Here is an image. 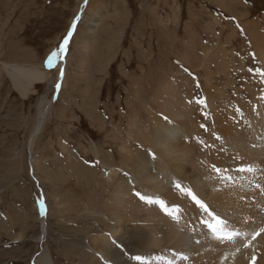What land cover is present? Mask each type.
<instances>
[{"label": "rangeland", "instance_id": "rangeland-1", "mask_svg": "<svg viewBox=\"0 0 264 264\" xmlns=\"http://www.w3.org/2000/svg\"><path fill=\"white\" fill-rule=\"evenodd\" d=\"M83 1L0 0V264H43L47 250L52 264H86L96 243L93 213L109 191L101 162L111 160L104 151L115 150L114 136L130 129L134 84L142 104L159 83L183 87L174 74L194 71L177 56L220 44L247 59L238 86L261 79L251 34L264 30V0H94L117 10L92 30L76 22L66 87L57 89L61 51L52 66L47 61L74 18L88 12ZM1 62L35 65L45 76L22 95ZM195 85L203 101V82ZM137 109L147 124L143 106Z\"/></svg>", "mask_w": 264, "mask_h": 264}, {"label": "bare ground", "instance_id": "bare-ground-1", "mask_svg": "<svg viewBox=\"0 0 264 264\" xmlns=\"http://www.w3.org/2000/svg\"><path fill=\"white\" fill-rule=\"evenodd\" d=\"M83 2L88 12L79 21H85L88 30L99 24V17L117 10L115 5L94 0ZM76 31L77 27L73 36ZM90 39L87 35L84 42ZM69 41L61 54L60 88L66 87ZM251 42L261 68L260 80L238 86L236 76L247 71V59L219 43L189 56H177L194 71L191 78L181 71L174 74L181 76L183 87L168 79L142 104L134 84L136 104L128 114L130 129L114 136L115 150L104 151L111 154V160L101 162L107 173H101L100 179L109 191L93 213L96 243L89 249L86 264H264V232L260 231L264 228V87L257 88L264 81V30L251 34ZM236 57L240 58L239 68L234 63ZM1 65L22 95L45 76L35 65ZM200 80L203 103L195 89ZM137 106H143L147 124ZM213 165L221 171H215ZM177 181L192 188L228 226L242 230L244 237L216 239L207 235L204 219L210 220L208 213L175 187ZM136 192L158 196L169 206L179 205V220L160 205L141 200ZM14 237L21 240V234ZM43 237L38 239L43 241ZM46 252H41L39 261L52 264ZM137 255L146 259H133Z\"/></svg>", "mask_w": 264, "mask_h": 264}, {"label": "snow or ice", "instance_id": "snow-or-ice-1", "mask_svg": "<svg viewBox=\"0 0 264 264\" xmlns=\"http://www.w3.org/2000/svg\"><path fill=\"white\" fill-rule=\"evenodd\" d=\"M85 3H87V0H85ZM77 20H79V16H77L74 19L73 24L71 26V29L69 30L68 35L65 36L62 44L60 45V49L57 50V51H54V52H52L50 54V56L48 58V61H47L49 66H52L54 59L58 56V52L65 50V46L68 43L69 37L72 35V29H75V27H76ZM61 74H63V73L61 72ZM56 88L57 89L60 88V84L59 83L56 84ZM200 102L203 103V101H200ZM164 119H167V117H164ZM202 127H204V126L202 125ZM212 167L217 172L221 171L219 168H216L215 165H213ZM247 170L248 171H252L253 169L251 167H248ZM175 187L182 194L191 197V199L195 202V204L197 206H199L200 208H202L204 210V212H209L208 206L201 199L198 198V196L193 192L192 188L183 186L179 181H177L175 183ZM136 195L141 200H144V201H146L149 204H158V205H160V207L167 214L171 215L173 219H175L177 221L179 220V215H178V213L180 211L179 205H171V206H169V205H167V203L164 200L160 199L158 196L142 195L140 192H136ZM43 208H44V205L41 203V210H42L41 214H43ZM209 215L211 216V220H214L215 223H212L211 220H206V221H204V223L212 230V233L216 236V238L217 239H223V238L231 239L232 234L227 232V222L225 220L221 219L220 217L216 216L214 213H209ZM260 231L264 232V228H262ZM133 259H135L137 261H143L146 258L143 257V256H140V255H137V256H134Z\"/></svg>", "mask_w": 264, "mask_h": 264}, {"label": "flooded vegetation", "instance_id": "flooded-vegetation-1", "mask_svg": "<svg viewBox=\"0 0 264 264\" xmlns=\"http://www.w3.org/2000/svg\"><path fill=\"white\" fill-rule=\"evenodd\" d=\"M41 124V123H40Z\"/></svg>", "mask_w": 264, "mask_h": 264}, {"label": "water", "instance_id": "water-1", "mask_svg": "<svg viewBox=\"0 0 264 264\" xmlns=\"http://www.w3.org/2000/svg\"><path fill=\"white\" fill-rule=\"evenodd\" d=\"M64 54V53H63Z\"/></svg>", "mask_w": 264, "mask_h": 264}]
</instances>
